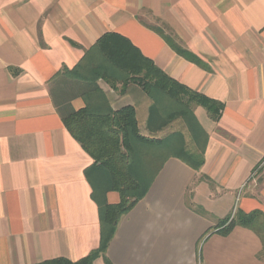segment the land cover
I'll list each match as a JSON object with an SVG mask.
<instances>
[{
	"label": "crops",
	"instance_id": "0c3cea01",
	"mask_svg": "<svg viewBox=\"0 0 264 264\" xmlns=\"http://www.w3.org/2000/svg\"><path fill=\"white\" fill-rule=\"evenodd\" d=\"M145 14L205 65L178 53ZM106 33L223 109L213 120L193 106L208 133L203 165L167 158L94 264H264L254 230L217 228L238 211L264 213V0H0V264L78 261L100 246L86 177L94 159L63 122L86 105L84 87L62 71ZM98 84L115 109L135 105L149 135L151 101Z\"/></svg>",
	"mask_w": 264,
	"mask_h": 264
},
{
	"label": "trees",
	"instance_id": "16d2710c",
	"mask_svg": "<svg viewBox=\"0 0 264 264\" xmlns=\"http://www.w3.org/2000/svg\"><path fill=\"white\" fill-rule=\"evenodd\" d=\"M153 29L178 53L205 65L162 29ZM62 75L74 85L84 87L77 93L86 105L64 114L63 122L94 159L86 170V177L99 207L101 240L96 250L78 261L56 258L37 264H94L106 252L121 217L146 195L167 158L178 157L194 169L203 165L208 133L199 123L192 105L204 106L212 119L218 120L223 104L172 78L129 39L117 33L104 34L73 69H64ZM101 79L121 94L140 91L151 101L146 122L149 135L140 129L135 105L113 107L108 92L98 84ZM179 117L184 121L190 142L183 130L157 135ZM109 190L119 192L118 203H108L106 192ZM237 225L251 228L259 235L264 253V213L238 211L222 220L217 228L227 234Z\"/></svg>",
	"mask_w": 264,
	"mask_h": 264
},
{
	"label": "rangeland",
	"instance_id": "374dc122",
	"mask_svg": "<svg viewBox=\"0 0 264 264\" xmlns=\"http://www.w3.org/2000/svg\"><path fill=\"white\" fill-rule=\"evenodd\" d=\"M144 18L147 22H150L153 26H155V27L157 26L158 22L154 18H152V16H150L149 14H145ZM194 105L195 104H193L192 107ZM171 106H172V104L167 106V109L170 110ZM174 108H175V104H174ZM176 130H183L186 134L187 141L190 142L189 133L187 132L186 126H185L184 121L182 120L181 117L174 120L168 127H166L162 132L158 133L157 135L158 136H164V135H167L168 133L176 131Z\"/></svg>",
	"mask_w": 264,
	"mask_h": 264
}]
</instances>
